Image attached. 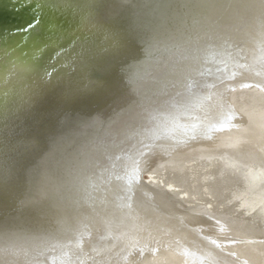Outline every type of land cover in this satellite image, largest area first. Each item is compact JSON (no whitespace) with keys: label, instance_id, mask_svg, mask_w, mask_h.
<instances>
[{"label":"water","instance_id":"obj_1","mask_svg":"<svg viewBox=\"0 0 264 264\" xmlns=\"http://www.w3.org/2000/svg\"><path fill=\"white\" fill-rule=\"evenodd\" d=\"M0 264H264V0H0Z\"/></svg>","mask_w":264,"mask_h":264}]
</instances>
